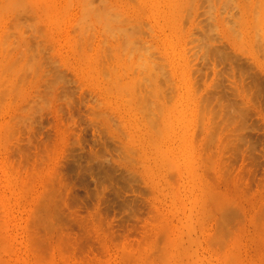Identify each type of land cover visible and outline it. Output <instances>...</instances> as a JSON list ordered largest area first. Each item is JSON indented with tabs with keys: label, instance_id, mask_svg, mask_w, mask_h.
<instances>
[{
	"label": "rangeland",
	"instance_id": "rangeland-1",
	"mask_svg": "<svg viewBox=\"0 0 264 264\" xmlns=\"http://www.w3.org/2000/svg\"><path fill=\"white\" fill-rule=\"evenodd\" d=\"M39 1L0 0V264H161L174 247L183 264H231L232 249L233 264H264V0Z\"/></svg>",
	"mask_w": 264,
	"mask_h": 264
},
{
	"label": "bare ground",
	"instance_id": "bare-ground-1",
	"mask_svg": "<svg viewBox=\"0 0 264 264\" xmlns=\"http://www.w3.org/2000/svg\"><path fill=\"white\" fill-rule=\"evenodd\" d=\"M9 1H10V0H9ZM38 1H39V0H38ZM40 1H41V0H40ZM40 1H39V2H40ZM65 1L67 2L68 0H65ZM83 1H84V0H82V2H83ZM88 1H89V0H87L86 2H88ZM99 1H100V0H99ZM103 1H105V0H103ZM128 1H129V0H128ZM132 1H133V0H132ZM132 1H131V2H132ZM134 1H135V0H134ZM188 1H189V0H188ZM192 1H193V0H192ZM196 1H197V0H196ZM209 1H210V0H209ZM214 1H215V0H214ZM254 1H255V0H254ZM4 2H5V0H4ZM6 2H7V1H6ZM45 2H46V0H45ZM45 2H44V3H45ZM69 2H71V0L68 1V4H69ZM80 2H81V1H80ZM106 2H108V1H105V3H106ZM117 2H118V1H117ZM122 2H123V0H122ZM217 2H218V0H217ZM224 2H225V0H224ZM224 2H223V3H224ZM229 2H230V1H229ZM229 2L227 1L226 4L229 3ZM232 2H233V1H232ZM243 2H244V1H243ZM243 2H242V3H243ZM246 2H247V1H246ZM246 2H244V3H246ZM257 2H258V1H257ZM10 3H11V2H10ZM17 3H18V2H17ZM19 3H20V2H19ZM42 3H43V2H42ZM46 3H47V2H46ZM89 3L91 4L92 1L89 2ZM100 3H101V2H100ZM108 3H109V2H108ZM119 3H120V2H119ZM124 3H125V2H124ZM136 3H137V1L135 2V4H136ZM220 3H221V2H220ZM230 3H231V2H230ZM262 3H263V1L261 2V4H262ZM0 4H1V3H0ZM2 4H3V3H2ZM33 4H34V3H33ZM33 4H32V5H33ZM50 4H51V3H50ZM57 4H58V3H57ZM73 4H74V3H73ZM80 4H81V3H80ZM86 4H87V3H86ZM93 4H94V3H93ZM126 4H127V3H126ZM126 4H125V5H126ZM149 4H150V3H149ZM197 4H198V3H197ZM211 4H212V3H211ZM216 4H217V3H216ZM216 4H214V6H212V8L215 7ZM232 4H234V3H232ZM232 4H231V6H232ZM236 4H237V2H236ZM236 4H235V5H236ZM255 4H256V3H255ZM258 4H259V2H258ZM12 5H13V3H12ZM30 5H31V4H30ZM30 5H29V7H30ZM51 5H52V4H51ZM53 5H54V0H53ZM59 5H60V4H59ZM63 5H64V4H63ZM70 5H71V4H70ZM82 5H83V4H82ZM94 5H95V4H94ZM187 5H188V4H187ZM191 5H193V2H192ZM203 5H204V3H203ZM203 5H202V6H203ZM209 5H210V4H209ZM235 5H233V7H234ZM262 5H263V4H262ZM2 6H3V5H2ZM2 6H0L1 9H2ZM16 6H17V5H16ZM16 6H14V7H16ZM21 6H22V5H21ZM44 6H45V5H44ZM60 6H61V5H60ZM65 6L67 7V3H66ZM83 6H85V4H84ZM106 6H107V5H106ZM106 6H105V7H106ZM108 6H109V4H108ZM114 6H115V5H114ZM114 6H113V7H114ZM119 6H120V4H118V7H119ZM132 6H133V5H132ZM140 6H141V5H140ZM193 6H194V5H193ZM218 6H219V5H218ZM220 6H221V5H220ZM223 6H224V5H223ZM225 6H226V5H225ZM225 6H224V7H225ZM237 6H238V5H237ZM253 6H255L254 3H253ZM23 7H25V6H23ZM38 7H39V6H38ZM40 7H41V6H40ZM61 7H62V6H61ZM69 7H70V6H69ZM86 7H87V5H86ZM90 7H91V6H90ZM90 7H87V8H90ZM92 7H93V6H92ZM92 7H91V9H92ZM94 7H95V8H94L95 10H96V9H99V5H97L98 8H96V5H95ZM110 7H111V6H110ZM110 7H106V9H109V10H110ZM118 7H116V8H118ZM125 7H126V6H125ZM133 7H134V6H133ZM136 7H137V6H136ZM136 7H135V8H136ZM186 7H187V6H186ZM191 7H192V6H191ZM224 7H223V8H224ZM229 7H230V6H229ZM229 7H228V8H229ZM233 7H232V8H233ZM235 7H236V6H235ZM245 7H246V5H245ZM25 8H27V7H25ZM33 8H34V7H33ZM41 8H42V7H41ZM41 8H40V11H41ZM45 8H46V10H47V6H46ZM52 8H53V6H52ZM79 8H80V7H79ZM84 8H85V7H84ZM101 8H102V3H101ZM101 8H100V10H101ZM114 8H115V7H114ZM114 8H112V9H114ZM116 8H115V9H116ZM140 8H141V7H140ZM170 8H171V7H170ZM193 8H194V7H193ZM210 8H211V7H210ZM221 8H222V7H221ZM237 8H238V7H237ZM241 8H242V7H241ZM246 8H248V7H246ZM255 8H256V7H255ZM4 9H7V7L4 8ZM48 9H51V7H49ZM54 9H55V8H54ZM54 9H53V10H54ZM60 9H61V8H60ZM81 9H83V7H82ZM91 9H90V10H91ZM106 9L104 8L105 11H102V10H101V12H102L103 15H101V14H100L101 12L98 11V10H97V11H93V10H92V11L95 12V13H97V14H95L96 16L98 15V12H100V13H99V14H100V17H99V18H101V16H102L101 19H105L107 23L109 22L108 24L106 23V24L109 26L111 20H112V21H116V19H114V18L112 17L113 19L111 18V20H110V18H109V20H108V19H107V17H108L107 15H106L107 17H103V16H105L104 12L108 11V10H106ZM118 9H119V8H118ZM138 9H139V8H138ZM142 9H143V8H142ZM142 9H141V10H142ZM194 9H195V8H194ZM198 9H199V8H197V10H198ZM207 9H208V8H207ZM217 9H218V8H217ZM257 9H258V8H257ZM33 10H34V9H33ZM56 10H58V7H57V9H55V11H56ZM66 10H69V9L65 8V11H66ZM83 10H84V11H83ZM83 10H81V11H83L84 13L87 12L86 9H83ZM90 10H89V11H90ZM139 10H140V9H139ZM188 10H189V9H188ZM190 10H191V8H190ZM259 10H261V8H259ZM2 11H3V10H1L0 12H2ZM9 11H10V10H9ZM60 11H61V10H60ZM78 11H79V10H78ZM114 11H115V10H114ZM238 11H239V8H238ZM253 11H254V10H253ZM44 12H45V10H44ZM68 12H69V11H68ZM93 12L90 11L89 13H92L93 16H94V13H93ZM144 12H145V11H144ZM190 12H191V11H190ZM228 12H229V10H228ZM232 12H233V11H232ZM240 12H241V10H240ZM251 12H252V11H251ZM255 12H256V10H255ZM2 13H3V12H2ZM2 13H0V14L2 15ZM4 13H5V12H4ZM4 13H3V14H4ZM14 13H15V11H14ZM35 13H36V12H35ZM41 13H42V11H41ZM54 13H55V12H54ZM63 13H64V12H63ZM80 13H81V12H80ZM80 13H79V14H80ZM87 13H88V12H87ZM107 13H108V12H107ZM186 13H189V11H186ZM196 13H197V12H196ZM230 13H231V12H230ZM236 13H237V12H236ZM257 13H259V12L257 11L256 14H257ZM9 14H10V13H9ZM50 14H51V13H50ZM58 14H59V12H58ZM58 14H57V16H58ZM81 14L84 15L83 13H81ZM108 14H110V13H108ZM120 14H121V13H120ZM123 14H124V13H123ZM123 14H121V15H123ZM143 14H144V13H143ZM189 14H190V13H189ZM197 14H198V13H197ZM206 14H207V13H206ZM210 14H211V12H210ZM210 14H209V15H210ZM213 14H214V13H213ZM218 14H219V13H218ZM220 14H221V13H220ZM237 14H238V13H237ZM246 14H247V13H246ZM256 14H255V15H256ZM259 14H260V13H259ZM261 14H262V16H264L263 13H261ZM261 14H260V15H261ZM1 15H0V16H1ZM5 15H6V14H5ZM46 15H47V14H46ZM59 15H60V14H59ZM63 15H64V14H63ZM63 15H61V16L63 17ZM71 15H72V14H71ZM89 15H90V14H89ZM112 15H114V13H113ZM118 15H119V14H118ZM146 15H147V14H146ZM227 15H228V14H227ZM230 15H232V14H230ZM239 15H240V14H239ZM35 16H36V15H35ZM47 16H48V15H47ZM50 16H51V15H50ZM57 16H56V18H57ZM65 16H66V15H65ZM85 16H88V14L85 15ZM85 16L83 17L84 19L86 18ZM90 16H91V15H90ZM93 16H92V17H93ZM128 16H129V15H128ZM189 16H190V15H189ZM195 16H196V15H195ZM195 16H194V17H195ZM197 16H198V15H197ZM223 16H224V15H223ZM240 16H241V15H240ZM262 16H261V17H262ZM2 17H3V15H2ZM43 17H44V15H43ZM80 17H81V16H80ZM97 17H98V16H97ZM109 17H110V16H109ZM114 17L116 18V17H117V14H116V16H114ZM210 17H211V16H210ZM224 17H226V16H224ZM228 17H229V16H228ZM233 17H234V16H233ZM258 17H259V16H258ZM15 18H16V17H15ZM15 18H14V19H15ZM47 18H48V17H47ZM59 18H60V17H59ZM83 18H82V21L84 20ZM88 18L90 19V17H88ZM95 18H96V17H95ZM99 18H98V20H97V18H96V21H98V22L101 21V20H99ZM121 18H122V17H121ZM235 18H237V17H235ZM238 18H239V17H238ZM238 18H237V19H238ZM241 18H242V17H241ZM241 18H240V20H241ZM12 19H13V18H12ZM45 19H46V18H45ZM75 19H76V18H75ZM119 19H120V18H119ZM131 19H132V18H131ZM131 19H130V20H131ZM186 19H187V18H186ZM206 19H207V17H206ZM220 19H221V18H220ZM1 20H2V19H1ZM8 20H9V18H8ZM48 20H49V19H48ZM56 20H57V19H56ZM124 20H125V19H124ZM211 20L215 21L214 19H211ZM232 20H234V19H232ZM254 20H255V18H254ZM259 20H260V19H259ZM261 20H264V18H261ZM261 20H260V21H261ZM102 21H103V20H102ZM125 21H126V20H125ZM125 21L123 22V21L121 20L122 23H126ZM138 21H139V20H138ZM138 21H137V22H138ZM163 21H165V19H164ZM225 21H227V18H226ZM235 21H236V19H235ZM242 21H243V20H242ZM256 21H257V19H256ZM1 22H2V21H1ZM10 22H12V21H10ZM46 22H47V21H46ZM48 22H49V21H48ZM72 22H73V21H72ZM84 22H85V21H84ZM84 22H83V23H84ZM98 22H97V23H98ZM104 22H105V21H104ZM104 22H102V23H100V24H101L102 26H104V25H105ZM134 22H136V21H134ZM236 22H237V21H236ZM14 23H15V22H14ZM116 23H118V18H117V22H116ZM122 23H121V24H122ZM141 23H142V22H141ZM145 23H146V22H145ZM211 23H212V22H211ZM223 23H225V22H223ZM15 24H16V23H15ZM19 24H20V23H19ZM35 24H36V23H35ZM71 24H72V23H71ZM87 24H88V23H87ZM87 24H86V25H87ZM112 24H113V23H112ZM114 24H115V22H114ZM121 24H120V25H121ZM127 24H128V23H127ZM132 24H133V23H132ZM147 24H148V23H147ZM229 24H230V23H229ZM231 24H232V23H231ZM240 24H241V22H240ZM249 24H250V23H249ZM12 25H14L13 22H12ZM24 25H25V24H24ZM73 25H74V24H73ZM81 25H82V24H81ZM98 25H99V24H98ZM125 25H126V24H125ZM195 25H196V23H195ZM235 25L237 26V24H235ZM251 25H252V23H251ZM48 26H49V25H48ZM77 26H79V25H77ZM87 26H88V25H87ZM87 26H86V27H87ZM105 26H106V25H105ZM105 26H104V27H105ZM113 26H116V27H117V25H113ZM145 26H147V25H145ZM145 26H144V27H145ZM215 26H216V25H215ZM244 26H245V25H244ZM253 26H254V25H253ZM22 27H23V26H22ZM22 27H21V28H22ZM24 27H25V26H24ZM80 27H81V26L78 27L79 30H81ZM106 27H107V26H106ZM110 27H112V26H110ZM110 27H109V29H110ZM116 27H115V28H116ZM128 27H130V26H128ZM237 27H238V26H237ZM240 27H241V26H240ZM3 28L7 29L6 26L3 27ZM13 28H14V27H13ZM21 28H20V29H21ZM71 28H72V27H71ZM84 28H85V27H84ZM87 28H88V27H87ZM87 28H86V30H89V29H87ZM89 28H90V27H89ZM91 28H94L93 25H92ZM101 28H102V27H101ZM112 28H113V31H114V27H112ZM121 28H123V27H121ZM140 28H141V26H140ZM146 28H147V27H146ZM149 28H150V27H149ZM151 28H152V27H151ZM181 28H182V27H181ZM192 28H195V29H196V27H194V26H193ZM251 28H252V27H251ZM254 28H255V27H254ZM5 29H4V30H5ZM8 29H9V28H8ZM17 29H18V28H17ZM26 29H27V28H26ZM29 29H30V28H29ZM35 29H36V28H35ZM50 29H51V28H50ZM53 29H54V28H53ZM69 29H70V28H69ZM72 29H73V28H72ZM94 29H95V28H94ZM103 29H104V28H103ZM103 29H98V30L101 31V30H103ZM105 29H106V28H105ZM117 29H119V25H118ZM125 29H126V28H124L123 31H125ZM195 29H194V31H196ZM227 29L230 30V28H227ZM232 29H233V26H232ZM232 29H231V30H232ZM4 30H1V33H2V32L5 33ZM74 30H75V28H74ZM74 30H73V31H74ZM77 30H78V29H77ZM77 30H75V32H76ZM79 30H78V31H79ZM82 30H83V29H82ZM91 30H93V29H91ZM106 30H107V29H106ZM121 30H122V29H121ZM127 30H128V29H127ZM131 30H132V28H131ZM202 30H203V29H202ZM233 30H234V29H233ZM9 31H10V30H9ZM20 31H21V30H20ZM35 31H36V30H35ZM51 31H52V30H51ZM69 31H70V30H69ZM100 31H99V33H100ZM103 31H104V30H103ZM111 31H112V30H111ZM111 31H109V33H110ZM115 31H116V30H115ZM123 31L121 32V31L119 30V32H121V33H120L121 35L123 34ZM194 31H192V32H194ZM6 32H8V30H6ZM16 32H18V31H16ZM56 32H57V31H56ZM70 32H71V31H70ZM84 32H85V29H84ZM87 32H89V31H87ZM90 32H91V31H90ZM104 32H105V31H104ZM116 32H117L116 34H118V31H116ZM151 32H152V30H151ZM189 32H190V31H189ZM192 32H191V33H192ZM206 32H207V31H206ZM231 32H232V31H231ZM238 32H239L238 30H237V32L235 31V33H237V36H238ZM257 32H258V31H257ZM47 33H48V32H47ZM47 33H46V34H47ZM57 33H58V32H57ZM77 33H78V32H77ZM85 33H86V32H85ZM97 33H98V32H97ZM105 33H106V32H105ZM105 33H104V35H102L103 37L106 35ZM126 33L128 34V32H126ZM126 33H124V34L126 35ZM129 33H130V31H129ZM140 33H142V32H140ZM140 33H139V34H140ZM144 33H145V32H144ZM164 33H165V32H164ZM166 33H167V32H166ZM239 33H240V32H239ZM259 33H260V32H259ZM262 33H264V32H262ZM18 34L20 35L21 33H18ZM81 34H82V33H81ZM86 34L88 35V33H86ZM102 34H103V33H102ZM112 34H113V32H112L110 35H112ZM146 34H148V33H146ZM153 34H154V33H153ZM232 34H234V33H232ZM19 35H18V36H19ZM110 35H109L108 38L116 37V35H112V37H110ZM129 35H130V34H129ZM135 35H136V34H135ZM137 35H138V34H137ZM188 35H189V34H188ZM208 35H209V33H208ZM230 35H231V34H230ZM260 35H261V33H260ZM2 36H4V35L2 34ZM2 36H1V37H2ZM14 36H15V35H14ZM16 36H17V35H16ZM20 36H21V35H20ZM22 36H24V34H23ZM48 36H49V34H48ZM56 36H57V35H56ZM78 36H79V35H78ZM82 36H83V35H82ZM106 36H107V35H106ZM119 36H120V35H119ZM144 36H145V35H144ZM148 36H149V35H148ZM203 36H204V35H203ZM205 36H206V35H205ZM223 36H224V35H223ZM232 36H236V35H232ZM240 36H241V35L239 34V37H240ZM120 37H121V36H120ZM127 37H128V36L126 35V37L121 38V39H125V38H127ZM131 37H132V36H131ZM140 37H141V36H140ZM156 37H157V36H156ZM206 37H207V36H206ZM210 37H211V36H210ZM224 37H225V36H224ZM263 37H264V36H263ZM2 38H3V37H2ZM74 38H75V37H74ZM79 38H80V37H79ZM105 38H106V37H105ZM105 38H104V42L106 41V42H105V44H106L108 41L105 40ZM128 38H129V37H128ZM149 38H150V36H149ZM186 38H187V37H186ZM189 38H191V37H189ZM194 38L196 39V37H193V40H194ZM199 38H200V37H199ZM208 38H209V37H208ZM256 38H257V37H256ZM258 38H260V36H258ZM6 39H7V38H6ZM8 39H9V38H8ZM16 39H17V38H16ZM20 39H21V38H20ZM61 39H62V38H61ZM82 39H83V38H82ZM84 39H86V41H87L88 37L85 35V36H84ZM92 39H94V38H92ZM106 39H107V38H106ZM117 39H118V38H117ZM117 39H116V40H117ZM201 39H202V37L200 38V40H201ZM205 39H206V38H205ZM1 40H3V39H1ZM23 40H24V39H23ZM23 40H22V41H23ZM77 40H78V39H77ZM80 40H81V39H80ZM102 40H103V39H102ZM112 40H113V38H112ZM114 40H115V38H114ZM114 40H113V41H114ZM129 40H130V39H129ZM134 40H135V39H134ZM141 40H142V39H141ZM141 40H137V41H141ZM145 40H146V39H145ZM150 40H151V39H150ZM193 40H192V41H193ZM200 40H199V41H200ZM207 40H208V39H207ZM207 40H206V41H207ZM263 40H264V39H263ZM22 41H21V42H22ZM90 41H93V40H88V42H90ZM121 41H122V40L119 39V42H121ZM124 41H125V40H124ZM126 41H127V40H126ZM131 41H132V40H131ZM192 41H191V42H192ZM197 41H198V40H197ZM206 41H205V42H206ZM212 41H213V40H212ZM237 41H238V40H237ZM258 41H259V39H258ZM0 42H1V41H0ZM9 42H10V40H9ZM109 42H110V44H111V41H109ZM148 42H149V40H148L146 43H148ZM185 42H186V41H185ZM202 42H204V41L202 40ZM207 42H208V41H207ZM207 42H206V43H207ZM1 43H2V42H1ZM16 43H18V41H17ZM79 43H83V40L80 41ZM79 43H77V44H79ZM86 43H87V42H86ZM90 43H91V42H90ZM129 43H130V42H129ZM132 43H133V41H132ZM159 43H161V42H159ZM189 43H190V42H189ZM240 43H242V42H240ZM4 44H6V46H8L7 43H4ZM75 44H76V43H75ZM113 44H114V43H113ZM120 44H121V43H120ZM133 44H134V43H133ZM140 44H142V41H141ZM140 44H139V46H140ZM143 44H144V42H143ZM143 44H142V45H143ZM193 44H194V43H193ZM197 44H200V43H197ZM208 44H209V42H208ZM210 44H211V43H210ZM256 44H257V43H256ZM0 45H1V44H0ZM2 45H3V44H2ZM18 45H22V44H18ZM81 45H83V44H81ZM103 45H104V44H103ZM108 45H109V44H108ZM108 45H107V46H108ZM123 45H124V44H123V41H122V45L119 46V47L122 46V47H121V49H123L122 51H124V47H123ZM136 45H137V44H136ZM145 45H146V44H145ZM145 45H143V46H145ZM149 45H150V44H149ZM153 45H154V44H153ZM161 45H162V44H161ZM188 45H189V44H188ZM195 45H196V43H195ZM195 45H194V47H195ZM211 45L213 46L214 44H211ZM211 45H210V47H211ZM252 45H253V44H252ZM4 46H5V45H4ZM6 46H5V48H6ZM12 46H13V45H12ZM76 46H77V45H76ZM100 46H102V45H100ZM107 46H106V47H107ZM115 46H116V45H115ZM117 46H118V45H117ZM124 46L127 48V45H124ZM128 46H129V45H128ZM143 46H142V47H143ZM198 46H199V45H198ZM200 46H201V45H200ZM202 46H203V45H202ZM208 46H209V45H208ZM8 47H9V46H8ZM8 47H7L6 49H8ZM16 47H17V45H16ZM20 47H21V46H20ZM23 47H25V46H23ZM23 47H21V48L23 49ZM86 47H87V46H86ZM86 47H85V48H86ZM93 47H94V46H93ZM103 47H104V46H103ZM119 47H118V48H119ZM130 47H131V46H130ZM130 47H129V48H130ZM132 47H133V46H132ZM137 47H138V46H137ZM142 47H141V51H143V50H142ZM145 47H146V46H145ZM163 47H164V46H163ZM189 47H190V46H189ZM194 47H192V49H193ZM204 47H205V46H204ZM206 47H207V46H206ZM215 47H216V45H215ZM217 47H218V46H217ZM220 47H221V46H220ZM258 47H259V46H258ZM2 48H3V47L1 46V52H2V50H3ZM78 48H79V47H78ZM80 48H81V47H80ZM101 48H102V47H101ZM107 48H108V47H107ZM126 48H125V50L127 51ZM129 48H128V49H129ZM149 48H150V46H149ZM195 48H196V47H195ZM256 48H257V47H256ZM256 48H255V49H256ZM76 49H77V48H76ZM81 49H82V48H81ZM93 49H94V48H93ZM108 49H109V48H108ZM108 49H107V50H108ZM113 49H114V47H113ZM119 49H120V48H119ZM152 49H153V48H152ZM156 49H157V47H156ZM197 49H198V47H197ZM209 49H210V48H209ZM240 49H241V47H240ZM253 49H254V48H253ZM8 50H11V48L9 47ZM79 50H80V49H79ZM86 50H88V49H86ZM90 50H91V49H90ZM95 50H96V49H95ZM100 50H101V49H100ZM102 50H103V49H102ZM104 50H105V49H104ZM115 50H116V49H115ZM129 50H130V49H129ZM129 50H128V51H129ZM136 50H137V48H136ZM139 50H140V49H139ZM194 50H195V49H194ZM194 50H192V51L195 52ZM206 50H207V49H206ZM214 50H215V48H214ZM216 50H217V49H216ZM219 50H220V49H219ZM5 51H6V50H4V52H5ZM81 51H82V50H81ZM116 51H117V50H116ZM131 51H133L134 53H136L138 50H137L136 52H135L134 50H131ZM154 51H155V50H154ZM188 51H189V50H188ZM197 51H198V50H197ZM204 51H205V50L203 49V52H204ZM209 51H210V50H209ZM209 51H208V53H209ZM16 52H17V51H16ZM92 52H93V51H92ZM114 52H115V51H114ZM120 52H121V50H120ZM120 52H119V53H120ZM133 52H132V53H133ZM146 52H147V51H146ZM149 52H150V51H149ZM151 52H152V51H151ZM155 52H156V51H155ZM222 52H223V51H222ZM256 52H257V51H256ZM5 53H6V52H5ZM7 53L9 54L10 51H9V52L7 51ZM22 53H23V51H22ZM78 53H79V52H78ZM87 53H88V52H87ZM109 53H110V51H109ZM111 53H113V52H111ZM132 53H131V54H132ZM212 53H213V55L215 54L214 52H212ZM217 53H218V51H217ZM1 54H2V53H1ZM96 54H97V53H96ZM99 54H100V52H99ZM101 54H103V51H102ZM106 54H107V53H106ZM120 54H122V53H120ZM123 54H125V51H124ZM123 54H122V55H123ZM128 54H130V52H129ZM140 54H141V53H140ZM153 54H154V56H155V55H156V56H159L158 53H157V54L152 53V56H153ZM186 54H187V53H186ZM195 54H196V53H195ZM203 54H204V53H203ZM3 55H4V54H2V56H3ZM6 55H7V54H6ZM16 55L18 56V54H16ZM16 55H15V56H16ZM83 55L85 56V54H83ZM114 55H115V53H114ZM134 55H135V54H134ZM136 55H137V54H136ZM143 55H144V54H143ZM188 55H189V54H188ZM205 55H206V54H205ZM218 55H219V54H218ZM2 56H1V57H2ZM76 56H77V55H76ZM80 56H81V55H80ZM98 56H99V55H98ZM108 56H109V55H108ZM126 56H127V55H126ZM140 56H141V55H140ZM145 56H146V55H145ZM154 56H153V57H154ZM193 56H195V55H193ZM193 56L191 55V57H193ZM202 56H204V55H202ZM206 56H207V55H206ZM206 56H205V57H206ZM210 56H211V55H210ZM215 56H216V54H215ZM257 56H258V55H257ZM1 57H0V59L3 60ZM85 57H86V56H85ZM109 57H110V56H109ZM120 57H122V56L120 55ZM132 57H133V56H132ZM135 57H136V56H135ZM153 57H150V56H149V58H152V59H153ZM187 57H188V56H187ZM189 57H190V56H189ZM199 57H200V56H199ZM218 57H219V56H218ZM3 58H5V57L3 56ZM7 58H8V57H7ZM13 58H14V57H12V61H13ZM90 58H91V57H90ZM98 58H100V59L102 60V57H98ZM103 58H104V57H103ZM110 58H112V55H111ZM117 58H118V55H117ZM128 58H131V55L128 56ZM146 58H147V56H146ZM149 58H148V59H149ZM155 58H158V57H155ZM193 58H194V57H193ZM193 58H192V59H193ZM10 59H11V58H9V59H6V58H5V62H7L6 60L9 61ZM78 59H79V58H78ZM86 59H87V61H88V58H86ZM100 59H99V60H100ZM107 59H108V58H107ZM120 59H121V58H120ZM134 59H135V58H134ZM143 59H144V58H143ZM152 59H151V60H152ZM160 59L162 60L161 57H160ZM216 59H217V58H216ZM126 60H128V59H126ZM129 60H131V59H129ZM132 60H133V59H132ZM132 60H131V61H132ZM151 60H150V62H152ZM153 60H154V59H153ZM156 60H157V59H156ZM202 60H204L203 57H202ZM214 60H215V59H214ZM10 61H11V60H10ZM14 61H15V60H14ZM85 61H86V60H85ZM87 61H86V62H87ZM104 61H105V60H104ZM111 61H112V60H111ZM133 61H134V60H133ZM137 61L140 62V61H141V57H140V60H137ZM147 61H148V60H147ZM147 61L145 60V62H144V61H141V62H143L142 64H144V63L146 64ZM199 61H200V60H199ZM199 61H198V62H199ZM207 61H208V60H207ZM215 61H216V60H215ZM215 61L213 62V64L215 63ZM98 62H99V61H98ZM101 62H102V61H101ZM112 62H113V61H112ZM118 62H119V61H118ZM123 62H124V61H123ZM148 62H149V61H148ZM177 62H178V61H177ZM189 62H190V60H189ZM11 63H12V62H11ZM11 63L8 62L9 65H10ZM13 63H14V62H13ZM13 63H12V64H13ZM15 63H17V62H15ZM15 63H14V64H15ZM107 63H108V62H107ZM114 63H115V62H114ZM121 63H122V62H121ZM126 63H127V62H126ZM152 63H153V62H152ZM152 63H149V65L151 66ZM156 63H159V62H156ZM195 63H197V62H195ZM207 63H208V62H207ZM207 63H206V64H207ZM209 63H210V62H209ZM0 64H1V63H0ZM82 64H83V63H82ZM104 64H105V63H104ZM104 64H103L102 66H104ZM122 64H123V63H122ZM128 64H129L128 67L130 68L131 65H133V62H129ZM130 64H131V65H130ZM134 64H135V62H134ZM153 64H154V63H153ZM160 64H161V63H160ZM192 64H193V63H192ZM3 65H4V62H3ZM80 65H81V64H80ZM90 65H91V63H90ZM92 65H94V64H92ZM105 65H106V64H105ZM107 65H108V64H107ZM123 65H124V64H123ZM126 65H127V64H126ZM147 65H148V63H147ZM156 65H157V64H156ZM162 65H164V63L161 64V68H162ZM166 65H167V64H165L164 66H166ZM190 65H191V64H190ZM190 65H189V66H190ZM200 65H203V64H200ZM6 66H7V63H6ZM13 66H14V65H13ZM102 66H101V69L104 68V67H102ZM110 66H111V65H110ZM120 66H122V65H120ZM168 66H169V65H168ZM195 66H196V65H195ZM198 66H199V65H198ZM7 67H8V66H7ZM111 67H112V66H111ZM128 67L126 66L125 68H128ZM133 67H138V66L135 64V66H133ZM154 67H155V66H154ZM157 67H158V66H157ZM0 68H1V66H0ZM122 68H123V67H122ZM138 68H139V67H138ZM140 68H141V67H140ZM148 68H149V67H148ZM15 69H16V68H15ZM91 69H92V68H91ZM101 69H99V70H101ZM106 69H107V68H106ZM106 69H105V70H106ZM108 69H109V68H108ZM112 69H113V68H110V70H112ZM114 69H115V67H114ZM120 69H121V67H120ZM131 69H132V72H133L134 69H133V68H131ZM135 69H136V68H135ZM155 69H156V67H155ZM162 69H163V68H162ZM167 69H168V68H167ZM0 70H1V69H0ZM5 70L8 71V69H5ZM83 70H84V69H83ZM99 70H98V71H99ZM126 70H127V69H126ZM143 70H144V69H143ZM143 70H142V71H143ZM145 70H147V69H145ZM153 70H154V69H153ZM153 70H152V71H153ZM165 70H166V69H165ZM172 70H173V69H172ZM192 70H193V69H192ZM198 70H199V68H198ZM150 71H151V69H150ZM157 71H158V70H157ZM162 71H163V70H162ZM167 71H168V70H167ZM177 71H178V70H177ZM190 71H191V70H190ZM2 72H3V71H0V73H2ZM11 72H12V71H11ZM15 72H16V71H15ZM99 72H100V71H99ZM103 72H104V71H103ZM124 72H125V71H124ZM135 72H136V70H134L133 74H135ZM154 72L156 73V70L153 71V74H154ZM218 72H219V71H218ZM117 73H118V71H117ZM122 73H123V72H122ZM141 73H142V72H141ZM141 73H140V74H141ZM162 73H163V72H162ZM190 73H191V72H190ZM194 73H195V72H194ZM194 73H193V74H194ZM198 73H199V72H198ZM206 73H207V72H206ZM213 73H214V72H213ZM220 73H221V72H220ZM6 74H7V73H6ZM13 74H14V73H13ZM85 74H86V73H85ZM114 74H115V73H114ZM125 74H126V72H125ZM125 74H124V75H125ZM130 74H132L131 71H130ZM130 74H129V75H130ZM146 74H147V73L145 72L144 76H145ZM153 74H152V76H153ZM158 74L160 75V74H161V71H160ZM0 75H1V74H0ZM3 75H4V73H3ZM129 75H127V76H129ZM138 75H139V72H138ZM165 75H166V74H165ZM5 76H6V75H5ZM9 76H11V75H9ZM99 76H100V75H99ZM103 76H104V75H103ZM118 76H119V75H118ZM122 76H123V75H122ZM130 76H131V75H130ZM130 76H129V77H130ZM133 76H134V75H133ZM133 76H131V79H129V80L132 81V77H133ZM156 76H157V75H155L154 78H155ZM163 76H164V73H163ZM177 76H178V75H177ZM191 76H192V75H190V77H191ZM215 76H216V75H215ZM86 77H87V76H86ZM90 77H91V76H90ZM104 77H105V76H104ZM104 77H103V78H104ZM106 77H107V76H106ZM106 77H105V78H106ZM116 77H117V76L113 77L112 79L115 78V80H117L118 78L116 79ZM146 77H147V76H146ZM149 77H150V76H149ZM161 77H162V76H161ZM195 77H196V76H195ZM91 78H92V77H91ZM123 78H125V76H124ZM138 78H140V77H138ZM138 78H137V79H138ZM151 78H152V77H150L149 79H151ZM157 78H158V76H157ZM178 78H179V77H178ZM8 79H9V78H8ZM88 79H89V78H88ZM98 79H99V78H98ZM98 79H97V80H98ZM109 79H110V78L108 77L107 81H108ZM112 79H111V80H112ZM149 79L147 78L148 81H149ZM161 79H162V78H161ZM194 79H195V78H194ZM3 80H4V79H3ZM5 80H7V79H5ZM21 80H22V79H21ZM99 80H100V79H99ZM105 80H106V79H105ZM111 80L109 81L110 83L113 81V80H112V81H111ZM127 80H128V79H127ZM135 80H136V79L134 78V83H135ZM144 80H145V79H144ZM155 80H156V78H155ZM169 80H170V78H169ZM216 80H217V79H216ZM0 81H1V80H0ZM15 81H16V80H15ZM15 81H14V82H15ZM89 81H90V80H89ZM117 81H118V80H117ZM119 81H120V80H119ZM124 81H126V80L124 79ZM138 81L140 82L141 80H138ZM142 81H143V80H142ZM142 81H141V82H142ZM151 81H152V80H151ZM163 81H164V80H163ZM163 81H162V82H163ZM170 81H171V80H170ZM172 81H174V80H172ZM4 82H5V81H4ZM18 82H19V81H18ZM20 82H21V81H20ZM102 82H103V81H101V83H102ZM154 82H155V81H154ZM193 82H194V81H193ZM22 83H24V82H22ZM94 83H95V82H94ZM96 83H98V82H96ZM106 83H107V82H106ZM106 83H105V84H106ZM113 83H114V82H113ZM115 83H116V82H115ZM117 83H118V82H117ZM130 83H131V82H128V83H127V81H126V84H128V88H130V87H129V86L131 85ZM134 83H132V84H134ZM137 83H138V82H137ZM144 83H145V82H144ZM148 83H149V82H148ZM151 83H152V82H151ZM163 83H164V82H163ZM163 83H162V84H163ZM165 83H166V81H165ZM165 83H164V84H165ZM167 83L169 84V82H167ZM167 83H166V84H167ZM19 84H20V83H19ZM120 84H123V83L120 82ZM138 84H139V83H138ZM141 84H142V86L145 85V84L143 85V83H141ZM146 84H147V81H146ZM162 84H160V86H161ZM212 84H213V83H212ZM212 84H211V85H212ZM5 85H6V84H5ZM108 85H109V84H108ZM108 85H107V86H108ZM117 85H119V83H118ZM154 85H155V84H154ZM191 85H192V84H191ZM214 85H215V84H214ZM216 85H217V84H216ZM1 86H2V84H1ZM107 86H105V88H107ZM111 86H113V85L111 84ZM119 86H120V85H119ZM123 86H124V85H123ZM126 86H127V85H126ZM136 86H137V84H136ZM151 86H152V85H151ZM151 86H150V87H151ZM170 86H171V85H170ZM2 87H3V86H2ZM4 87H5V86H4ZM4 87H3V88H4ZM12 87H13V86H12ZM109 87H110V86H109ZM209 87H210V86H209ZM9 88H10V87H9ZM110 88H111V87H110ZM113 88H114V87H112L111 90H116L118 87H115L116 89H113ZM120 88H121V87H120ZM120 88H119V90H120ZM123 88H124V87H123ZM136 88H137V87H136ZM1 89H2V88H1ZM6 89H7V88H6ZM126 89H127V87H126ZM126 89H125V91H126ZM140 89H141V88H140ZM142 89H144V88H142ZM152 89H154L153 86H152ZM162 89H163V88H162ZM190 89H191V88H190ZM194 89H195V87H194ZM210 89H211V88H210ZM8 90H9V89H7V90L5 91V93L8 92ZM10 90H11V89H10ZM12 90H14V89H12ZM128 90H129V89H128ZM130 90H131V89H130ZM146 90H148V89H145V91H146ZM149 90L151 91V89H149ZM149 90H148V91H149ZM122 91H123V90H122ZM133 91H134V90H133ZM143 91H144V90H143ZM150 91H149V92H150ZM195 91H196V90H195ZM11 92H12V91H11ZM13 92H14V91H13ZM13 92H12V93H13ZM105 92H106V91H105ZM111 92H112V91H111ZM127 92H128V91H127ZM131 92H132V91H131ZM153 92H154V91H153ZM18 93H19V92H18ZM137 93H139V91H138ZM145 93H146V92H145ZM193 93H196V92L193 91ZM2 94H3V92H2ZM15 94H16V93H15ZM105 94H106V93H105ZM126 94H128V93H126ZM133 94H134V93H133ZM133 94H131V95H133ZM142 94H143V93H142ZM150 94H151V93H150ZM150 94H149V95H150ZM158 94H159V93H158ZM3 95H4V94H3ZM5 95H6V94H5ZM106 95H107V94H106ZM134 95H135V94H134ZM6 96H7V95H6ZM112 96H113V94H112ZM124 96H125V94H124ZM128 96H129V95H128ZM142 96H143V95H141L140 97H142ZM152 96H153V95H152ZM160 96H161V95H160ZM162 96H163V95H162ZM166 96H167V95H166ZM203 96H204V95H203ZM16 97H17V95H16ZM106 97H107V96H106ZM135 97H136V98L138 97V102H139V96H135ZM143 97L145 98V95H144ZM146 97H147V95H146ZM150 97H151V96H150ZM158 97H159V96H158ZM1 98H2V97H1ZM13 98H15V96H14ZM115 98H116V97H115ZM115 98H114V99H115ZM128 98L130 99V97H128ZM161 98H162V97H161ZM2 99H3V101H4V97H3ZM145 99H146V98H145ZM145 99H144V100H145ZM198 99H199V98H198ZM13 100H15V99H12V101H13ZM112 100H113V99H112ZM144 100H141V102L144 101ZM146 100H147V99H146ZM149 100H150V99H149ZM199 100H200V99H199ZM249 100H250V99H249ZM1 101H2V100H1ZM152 101H153V100H152ZM161 101H162V100H161ZM161 101H160V102H161ZM164 101H165V99H164ZM113 102H114V101H113ZM135 102H136V101H135ZM135 102H134V104H135ZM141 102H140V106L142 105ZM144 102H145V101H144ZM2 103H4V102H1V104H2ZM122 103H123V102H122ZM129 103H130V100H129ZM148 103H149V102H148ZM166 103H167V102H166ZM202 103H203V102H202ZM13 104H14V103H13ZM145 104H146V103H145ZM155 104H157V103H155ZM203 104H204V103H203ZM205 104H206V103H205ZM137 105H138V104H137ZM158 105H159V104H158ZM164 105H165V104H164ZM121 106H122V105H121ZM130 106H131V105H130ZM134 106H136V105H134ZM149 106H150V105H149ZM151 106H152V105H151ZM147 107H148V106H147ZM159 107H160V106H159ZM201 107H202V106H201ZM212 107H213V106H212ZM0 108H1V107H0ZM125 108H127V107H125ZM144 108H146V107H144ZM154 108H155V107H154ZM138 109L140 110V107H139ZM138 109H137V110H138ZM141 109H142V108H141ZM147 109H148V108H147ZM175 109H176V108H175ZM198 109H199V108H198ZM139 110H138V112H139ZM142 110H143V109H142ZM156 110H157V108H156ZM164 110H165V109H164ZM213 110H214V109H213ZM131 111H133V110H131ZM143 111H145V110H143ZM148 111H149V110H148ZM207 111H208V110H207ZM146 112H147V111H146ZM156 112H157V111H156ZM166 112H168V111H166ZM204 112H205V111H204ZM209 112H210V111H209ZM9 113H10V112H9ZM148 113H149V112H148ZM158 113H159V111L157 112V114H158ZM132 114H133V113H132ZM143 114H144V113H143ZM143 114H142V111H141V115H143ZM149 114H150V113H149ZM161 114H162V113H161ZM141 115H140V116H141ZM144 116H145V115H144ZM159 116H160V115H159ZM159 116H158V117H159ZM165 116H166V115H165ZM180 116H181V115H180ZM168 117H169V114H168V116H167L166 118L168 119ZM129 118H130V117H129ZM141 118H142V117H141ZM145 118H147V117H145ZM152 118H153V117H152ZM159 118H160V117H159ZM179 118H180V117H179ZM201 118H202V117H201ZM127 119H128V118H127ZM127 119H126V121H127ZM142 119H143V118H142ZM172 119H173V118H172ZM148 120H149V119H148ZM153 120L155 121V119H153ZM156 121H157V120H156ZM166 121H167V120H166ZM151 122H152V119H151ZM151 122H149V123H151ZM181 122H182V121H181ZM133 123H134V122H133ZM141 123H142V122H141ZM134 124H135V123H134ZM153 124H154V123H153ZM171 124H172V123H171ZM129 125H130V124H129ZM145 125H146V124H145ZM167 125H168V124H167ZM123 126H124V124H123ZM127 126H128V125H127ZM157 126H158V125H157ZM157 126H156V127H157ZM136 127L138 128V125H136ZM150 127L154 128V126H153L152 124H151ZM150 127H149V128H150ZM127 128H128V127H127ZM167 128H168V127H167ZM132 129H133V128H132ZM138 129H139V128H138ZM154 129H155V128H154ZM174 129H175V128H174ZM135 130H136V129H135ZM155 130H156V129H155ZM158 130H160V128H159ZM130 131H131V130H130ZM152 131H153V130H152ZM163 131H164V130H163ZM7 132H8V131H7ZM164 132L167 133V130L164 131ZM139 133H140V131H139ZM167 134H168V133H167ZM137 135H138V134H137ZM155 135H158V134L155 133ZM170 135H171V134H170ZM195 136H196V135H195ZM160 137H161V136H160ZM148 138H149V135H148ZM179 138H180V137H179ZM196 139H197V138H196ZM196 139H195V140H196ZM204 139H205V138H204ZM150 140L152 141L151 138H150ZM178 140H179V139H178ZM178 140H177V141H178ZM207 140H208V139H207ZM138 141H139V140H138ZM140 141H141V140H140ZM152 142H153V141H152ZM155 142H156V141H155ZM155 142H153V143L155 144ZM166 142H167V141H166ZM193 142H194V141H193ZM156 143H157V142H156ZM194 144H195V143H194ZM156 145H157V144H156ZM195 145H196V144H195ZM151 146H152V145H151ZM158 146H159V145H158ZM161 146H162V145H161ZM144 147H145V145H144ZM153 148H154V147H153ZM160 148H161V147H160ZM178 148H179V147H178ZM151 150H152V149H151ZM147 151H148V150H147ZM174 151H175V149H174ZM158 152H159V151H158ZM161 152H162V151H161ZM143 153H144V151H143ZM149 153H150V152H149ZM165 153H166V152H165ZM145 154H146V153H145ZM161 154L163 155L164 153H161ZM153 155H154V154H153ZM153 155H152V156H153ZM144 156H145V155H144ZM161 157H162V156H161ZM167 157H168V156H167ZM167 157H163V158H167ZM168 158H169V157H168ZM175 158H176V157H175ZM153 159H154V158H153ZM169 160H170V159H169ZM167 161H168V160H167ZM170 161H171V160H170ZM168 162H169V161H168ZM171 162H172V161H171ZM154 163H155V162H154ZM165 163H166V161H165ZM181 163H182V162H181ZM187 163H188V162H187ZM193 163H194V162H193ZM185 165H186V164H185ZM176 166H177V165H176ZM192 167H193V165H192ZM160 168H161V167H160ZM176 168H177V167H176ZM185 168H186V166H185ZM189 168H190V167H189ZM180 169H181V168H180ZM166 170H167V169H166ZM195 171H196V170H195ZM167 172H168V171H167ZM185 172H187V171H185ZM189 172H190V171H189ZM181 173H182V172H181ZM193 173H194V172H193ZM166 175H167V174H166ZM184 175H185V174H184ZM204 175H205V174H204ZM190 176H192V177H191V181H190V179H189L190 184H191L192 182H194V178H195V176H193V175H190ZM187 177H188V176H187ZM195 183H196V181H195ZM193 184H194V183H192V187H193ZM194 185H195V184H194ZM210 185H211V184H210ZM205 186H206V184H205ZM192 187H190V191H192V190L194 189V188L192 189ZM196 188H197V187H196ZM191 189H192V190H191ZM205 189H206V188H205ZM205 189H204V190H205ZM176 190H177V189H176ZM195 190H196V189H195ZM193 191H194V190H193ZM188 192H189V191H188ZM210 192H211V191H210ZM197 193H198V192H197ZM202 193H203V192H202ZM208 194H209V192L207 193V196H208ZM172 195H173V194H172ZM190 195H191V194H190ZM190 195H189V196H190ZM205 196H206V195H205ZM206 198H208V197H206ZM196 199H197V197H196ZM198 199H199V198H198ZM214 199H215V198H213V202H212V203H214ZM191 200H192V199H191ZM209 200H210V199H209ZM209 202H210V201H207V204H208ZM202 203H203V201L201 202V204H202ZM196 204H197V203H196ZM209 204H210V205H209ZM209 204L207 205V209H209V206H211V205L213 206V204H211V203H209ZM216 204H217V203H216ZM202 205H203V204H202ZM214 205H215V204H214ZM212 206H211V207H212ZM213 207L215 208V206H213ZM213 207H212V209H213ZM204 208H205V207H204ZM219 208H220V207L218 206L217 209H219ZM202 209H203V208H202ZM205 209H206V208H205ZM212 209H211V210H212ZM217 209H216V210H217ZM224 209H225V208H224ZM199 210L202 212L201 209H199ZM213 210H214V209H213ZM221 210H223V209H221ZM205 211H207V210H205ZM208 211H209L208 213H210V210H208ZM219 211H220V209H219ZM214 212H215V211H214ZM208 213H207V214H208ZM212 213H213V212H212ZM197 214H198V213H197ZM200 214H202V213H200ZM210 214H211V213H210ZM189 215H190V214H189ZM204 215H205V214H204ZM219 215H220V213H219ZM224 215H225V214H224ZM190 216H191V215H190ZM199 216H200V215H199ZM206 216H207V215H206ZM208 216H209V215H208ZM211 217H212V216H211ZM218 217H219V216H218ZM216 218H217V217H216ZM214 219H215V218H214ZM203 220H204V219H203ZM217 221H218V220H217ZM219 221H221V220H219ZM217 223H218V222H217ZM257 223H259V222H257ZM198 224H199V222H198ZM258 225H259V224H258ZM193 227H194V226H193ZM228 227H230V226H228ZM259 227H260V226H259ZM226 228H227V227H226ZM229 229H230V228H229ZM257 229H258V228H257ZM223 230H224V229H223ZM260 230H261V233H260ZM262 230H263V229L261 228V229H259L258 232H259L260 234H262V233L264 232V231H262ZM221 231H222V230H221ZM228 231H230V230H228ZM230 232H231V231H230ZM212 233H213L212 235H214V232H212ZM210 234H211V233H210ZM232 234H233V233H232ZM229 235H230V234H229ZM236 235H237V234H236ZM236 235H235V236H236ZM257 235H258V234H257ZM262 235H263V234H262ZM262 235H261V236H262ZM219 236H220V235H219ZM237 236H238V235H237ZM237 236H236V238H238ZM217 237H218V236H217ZM223 237H224V236H223ZM171 238H172V237H171ZM209 238L211 239V238H213V237L209 236ZM258 238H259V239H257V240H260V241H261L262 238H260V236H258ZM263 238H264V237H263ZM197 239H198V238H197ZM220 239H221V237H220ZM166 240H167V239H166ZM171 240H172V239H171ZM198 240H199V239H198ZM198 240H194V241H198ZM223 240H224V238H223ZM225 240H226V238H225ZM225 240H224V241H225ZM263 240H264V239H263ZM214 241H215V240H213V242H214ZM217 241L220 242V240H219V239L216 240V245L219 243V242L217 243ZM236 241H237V240H236ZM169 242H171V241H169ZM207 242H208V241H207ZM230 242H231V241H230ZM209 243H211V242H209ZM220 243H221V242H220ZM235 243H236V242H234V244H235ZM211 244H212V243H211ZM226 244H228V243H226ZM212 245H213V244H212ZM220 245H222V243H221ZM220 245H219V246H220ZM168 246H169V245H168ZM168 246H167V247H168ZM235 246H236V245H235ZM235 246H233V248H234ZM209 247H210V246H209ZM217 247H218V246H217ZM220 247H222V246H220ZM224 247H225V246H224ZM224 247H223V249H224ZM163 248H164V246H163ZM165 248H166V247H165ZM165 248H164V249H165ZM172 248H173V247H172ZM176 248H177V247H176ZM176 248L174 247L170 253L167 251L169 254H167V255L164 256L163 258H162V257H159V258H161L162 260L158 258V260H161V264H179V263H178L179 260H180V264H183V263H181V262L183 261V260L181 259V258H182L181 255H182V253H184V252H181V251H179V249L177 250ZM226 248H227V251H228V249H229L228 246H226L225 249H226ZM236 248H237V246L235 247V249H236ZM167 249H168V248H167ZM175 249H176V250H175ZM219 249H220V248H219ZM223 249H222V250H223ZM235 249H234V250H235ZM222 250H221V251H222ZM232 250H233V249H232ZM232 250H231V251H232ZM218 251H219V250H218ZM231 251H229V254L226 253V252H224V253L221 252L222 254L219 253V255H223V257L220 256V258H221L222 260L226 261V263L228 262V263L233 264V263H236L235 261H238V260H236L235 256L232 255L234 252H233L232 254L230 253ZM158 254H159V253H158ZM184 254L186 255L187 253H184ZM184 254H183V255H184ZM189 254H190V253H189ZM189 254H188V255H189ZM193 254H194V256L196 255L195 253H193ZM234 254H235V253H234ZM188 255H186V256H188ZM235 255H236V254H235ZM148 256H149V252H148ZM157 256H158V255H157ZM157 256H156V257H157ZM180 256H181V258H180ZM236 256H237V255H236ZM167 257H168V260H169V259L172 260L171 263H170V261L168 262V260H166ZM218 257H219V256H218ZM189 258H190V257H189ZM193 258H195V257H193ZM260 258H261V257H260ZM262 258H263V257H262ZM163 260H165V261L163 262ZM263 262H264V261H263ZM195 263H196V262H195ZM195 263H193V264H195ZM237 264H239V262H238Z\"/></svg>",
	"mask_w": 264,
	"mask_h": 264
}]
</instances>
